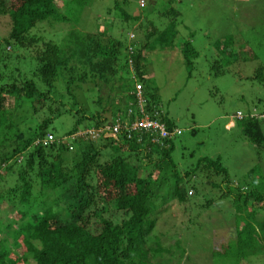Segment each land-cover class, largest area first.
Segmentation results:
<instances>
[{
  "label": "trees",
  "instance_id": "1",
  "mask_svg": "<svg viewBox=\"0 0 264 264\" xmlns=\"http://www.w3.org/2000/svg\"><path fill=\"white\" fill-rule=\"evenodd\" d=\"M59 2L0 0V19L8 23L6 33L0 35V174L5 171L16 177L13 186L0 194V203L6 201L13 214L7 219L4 215L3 224L0 220V233L5 236L0 238V264H153V257L163 250L158 245L154 250L148 242L161 221V209L174 200L187 209L198 192V178L207 183L221 179L225 189L217 188L218 181L212 189L219 190L217 198L230 200L236 222H244L241 228L235 223V238L228 246L210 251L214 264H240L264 254V194L248 186L231 188L219 159L201 158L182 168L173 157L174 137L160 145L151 143L148 134L141 135V141L134 134L130 140L110 134L91 140L87 132L99 131L105 122L130 126L141 117L137 83L142 86L145 113L157 111L169 131L175 128L143 79V51L154 30L148 26L144 44L143 39L137 43L113 38L117 21L130 22L137 36L144 33L124 9V0H115L106 15L114 11L117 21L112 19L102 33L96 27L83 32L76 29L77 21L62 14L64 6L60 8ZM94 2L64 0L76 14ZM66 23L67 32L47 30ZM182 53L186 66L192 67L196 51L186 42ZM262 68L250 79L264 85ZM130 73L131 86L124 78ZM82 84L91 85L96 109L90 113L84 106L79 108L74 95ZM107 113L109 120L104 117ZM43 114L46 117L37 121ZM61 115L75 122L65 136L56 137L52 124ZM236 120L243 137L261 154L264 111L254 108ZM97 144L113 153L104 162ZM165 187L171 191L162 194ZM189 192L194 195L188 196ZM50 195H55L52 202L47 199ZM60 201L67 209L66 219L59 217ZM176 248L180 249L178 243Z\"/></svg>",
  "mask_w": 264,
  "mask_h": 264
},
{
  "label": "rangeland",
  "instance_id": "2",
  "mask_svg": "<svg viewBox=\"0 0 264 264\" xmlns=\"http://www.w3.org/2000/svg\"><path fill=\"white\" fill-rule=\"evenodd\" d=\"M143 1L145 5L141 8L139 0H124V9L143 27L139 31L144 33L138 36L130 30V22L124 24L113 17L114 11L111 16L106 15L115 0H95L91 7H84L79 14L74 7L65 6L64 0L58 6H64L62 14L77 21L76 29L83 32L96 27L102 33L112 19L117 21L112 37H127V42L133 35L131 40L139 43L143 39L144 44L146 31L152 27L154 34L143 51V79L147 92L155 96L160 111L177 130L173 140V157L177 164L190 168L201 158L219 159L228 173L231 188L248 186L264 194V151L257 153L243 137L236 122L237 117L242 118L243 112L254 108L264 111V85L250 79L259 67H263L264 76V0ZM170 10L177 16L174 17ZM6 24V20L0 19L1 36L6 33ZM69 29L68 23L55 29L47 28L50 32H67ZM186 42L197 54L191 60L192 67L186 66L183 58L182 49ZM124 78L131 86V73ZM90 86L82 84L74 90L79 108L84 106L88 113L96 109ZM57 90L60 91V87ZM106 94L104 88L102 95L106 97ZM12 102L9 99L7 105ZM109 116L108 113L104 115L107 120ZM45 117L43 114L36 118L41 121ZM74 122V118L67 115L56 118L52 124L55 136H65ZM22 130L26 131V126ZM96 148L101 162L113 154L99 144ZM15 179V174L2 171L0 194L7 192ZM216 181L219 179L210 183L197 179L198 192L195 195L188 193V196H194L186 205L187 209L184 208L187 213L175 200L167 202L161 209V221L156 224L148 242L154 250L158 246L163 250L153 257V264H214L210 251L217 246H228L235 238L234 226L237 224L241 228L244 222H236L229 199L217 198L225 185H221L220 179L217 183L219 190L212 189L211 184ZM162 191L165 194L171 189L165 187ZM54 198L55 195L47 197L50 202ZM206 201L211 203L203 207ZM10 207L6 201L0 203L2 224L4 215H7L5 219L13 215ZM109 207L113 209L112 205ZM65 212L67 209L60 201L59 217L66 219ZM3 237L0 233V238ZM177 243L180 249L176 248ZM167 249L168 253L165 252ZM181 250L184 253L180 256ZM240 264H264V254Z\"/></svg>",
  "mask_w": 264,
  "mask_h": 264
},
{
  "label": "built area",
  "instance_id": "3",
  "mask_svg": "<svg viewBox=\"0 0 264 264\" xmlns=\"http://www.w3.org/2000/svg\"><path fill=\"white\" fill-rule=\"evenodd\" d=\"M142 2L140 6H142ZM135 92L139 98V113L141 117L135 119L130 126H123L118 124H112L110 122H105L103 127L99 131H88L91 140H97L104 134H110L115 136H124V138L130 140L135 135L137 141L140 140V136L143 134H148L151 137V143L161 144L163 140L174 137L177 133L176 128L169 131L165 124L162 123L157 117L160 115L157 111H153V114L145 113L142 100H140L142 86L140 84L135 85ZM83 132H80L79 135H82ZM134 134V135H133ZM138 134V135H137ZM139 137V138H138ZM47 140L52 141V136L47 135Z\"/></svg>",
  "mask_w": 264,
  "mask_h": 264
},
{
  "label": "clouds",
  "instance_id": "4",
  "mask_svg": "<svg viewBox=\"0 0 264 264\" xmlns=\"http://www.w3.org/2000/svg\"><path fill=\"white\" fill-rule=\"evenodd\" d=\"M141 2L143 3L142 6H140V3H141ZM144 5H145V4H144V1H143V0H139V7L142 8ZM129 38L132 39V38H134V36H133V35H130ZM131 41H134V40H131ZM129 51H130V53H132V52H133V49H132V50L129 49ZM131 76H133V74H131ZM133 78H134V76H133ZM136 82H137V81H136ZM134 84H135V83H134ZM137 84H138V83H137Z\"/></svg>",
  "mask_w": 264,
  "mask_h": 264
}]
</instances>
